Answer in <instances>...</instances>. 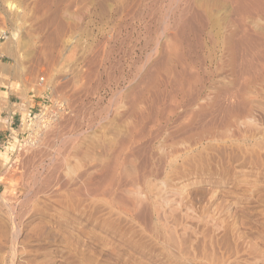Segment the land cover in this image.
Segmentation results:
<instances>
[{
	"label": "rangeland",
	"instance_id": "374dc122",
	"mask_svg": "<svg viewBox=\"0 0 264 264\" xmlns=\"http://www.w3.org/2000/svg\"><path fill=\"white\" fill-rule=\"evenodd\" d=\"M203 1L0 0V36L3 32L7 38L0 40V93L15 94L18 103L31 101L34 106L30 117H26L28 110L24 108L21 126L0 149V264H264V38L258 29L264 30V2H259V17L237 15L235 0H225L219 5L216 0ZM247 1H241L245 8L254 5ZM203 4H208L213 15L217 14L209 25L198 19ZM241 19L255 25L246 24L252 40H244L245 45L241 41L238 52L232 55L223 42L234 30L238 34L235 41L243 38L234 25ZM176 25L178 29L185 28V38L191 37L188 41L195 48L190 53L185 50L187 58H192L184 62L190 67L185 74L180 67H176V73L173 71L176 75L165 74V70L176 65L167 61V52L174 44L170 36ZM202 30H212L213 45L199 48L196 38L199 39ZM173 74L177 78H172ZM188 74L192 75L189 79ZM243 99L248 103H243ZM7 102L2 101V109H6ZM134 104L140 110L138 114L143 111L141 108L148 110L142 112L144 120L153 118L145 126L151 132L143 147L145 144L144 148L148 147L145 159L149 165H157L147 167L155 168L149 181L157 180L154 183L157 187L149 198L151 210L140 221L124 215L118 205L104 201L99 192L92 193L94 198L83 192L87 200L82 195L76 196L74 187H70L74 181L76 131H82L85 145L97 143L99 138L109 137L118 123L127 126L134 118L138 120L130 114ZM90 119L96 123L95 127L86 124ZM159 150L165 152L166 159H162L164 152L160 155ZM158 191L162 192L160 196ZM166 198L168 207L163 201ZM171 216L176 217L172 220ZM178 218L180 223L190 224L188 232L179 228L176 245L165 246L171 233L169 229L161 233V227L156 232L155 223L167 221L170 225ZM171 247H180L175 249L179 254ZM184 247L190 249L184 253ZM169 249L177 256L172 251L168 253Z\"/></svg>",
	"mask_w": 264,
	"mask_h": 264
},
{
	"label": "bare ground",
	"instance_id": "6f19581e",
	"mask_svg": "<svg viewBox=\"0 0 264 264\" xmlns=\"http://www.w3.org/2000/svg\"><path fill=\"white\" fill-rule=\"evenodd\" d=\"M205 1V0H204ZM204 1H203V3H204ZM210 1H212V0H210ZM217 1V4L219 5V4H221V3H223V1H225V0H216ZM242 1V0H241ZM241 1H239V0H235L234 1V3L237 5L236 7H237V10H236V12H237V15L238 14H242V13H244V14H246V15H253V14H258V12L260 11V9L258 8L259 6V2H264V0H250V1H252L253 2V6H250V7H247V8H245L246 6H244L243 4L244 3H242L241 4ZM247 1V0H246ZM206 2V1H205ZM248 2V1H247ZM197 3V2H196ZM208 3V2H207ZM247 4V3H246ZM12 7V6H11ZM203 8H202V12L203 13H199V16H198V19L199 18H201L204 22H206L207 23V25H209L210 23H213V16L216 14H212V10H210L211 8H209V6H208V4H203V6H202ZM233 7V6H232ZM262 7L263 6H261L260 8L262 9ZM12 9V8H11ZM261 12H263L262 10H261ZM213 13H214V11H213ZM235 14V13H234ZM261 14V13H260ZM260 14H258V16L260 15ZM262 15H264V14H262ZM257 16V15H256ZM215 17H217V14H216V16ZM238 17V16H237ZM248 17V16H247ZM253 17V16H252ZM252 17H251V19H252ZM260 17V16H259ZM258 17V18H259ZM264 17V16H263ZM246 18V17H245ZM262 18V17H261ZM236 19V18H235ZM239 19V18H238ZM250 19V18H249ZM233 20V19H232ZM254 20V19H253ZM212 21V22H211ZM236 21H239V20H236ZM264 21V20H263ZM231 22H235V21H231ZM252 22H254V21H252ZM248 24H250L249 22H247ZM245 21H244V19L242 20H240L239 22H237V23H234V25H235V28H236V31H239L240 33H241V37H243L242 39L240 38V41H239V39H238V41H235V37L238 35L236 32H235V30H234V32H230L229 34V37H227V38H225V36H224V38L226 39V40H224V42H223V40H222V42H223V46H225L224 48L225 49H228L229 50V52L231 51V53H232V55H234L235 53H236V51L238 52V48H239V44H241L240 42L242 41V44H244L245 45V43H243V41L244 40H248V41H250V40H252V38H249L248 37V34H249V29L250 28H248L247 27V24ZM173 24V23H172ZM183 24V23H182ZM181 24V25H182ZM190 24V23H189ZM202 24V23H201ZM251 24H253V23H251ZM256 24V23H255ZM178 25V24H177ZM176 25V29H175V31L173 32V34H172V38H171V36H170V39H172L173 40V42H174V44L173 45H171V48H170V50H168V52H167V61H169V62H171V61H173V62H175L176 63V65H175V68L174 67H169V69H167L168 68V66H169V62H166L167 64V70H165L166 72H165V74L166 73H169L170 74V72H175L176 73V67L178 68V67H180V70H183L184 72H183V74H185V72H187V69L188 68H190L189 67V63L188 64H185L188 60L187 59H192V58H187V55H186V52H185V50H186V48H187V50H189V52L188 53H190V52H192V50H193V48H195L191 43H190V41H188L190 38H185V31H184V29L185 28H180V29H178L179 28V26H177ZM179 25H180V23H179ZM180 25V26H181ZM184 25V24H183ZM182 25V27H184ZM188 24H186V26H187ZM194 25V24H193ZM205 25V24H204ZM216 25V24H215ZM254 25V24H253ZM189 26H191V25H189ZM203 26V24L201 25V27ZM232 26H233V23H232ZM255 26V25H254ZM209 26H206V28H208ZM189 28V27H188ZM195 28V27H194ZM203 28V27H202ZM201 28V29H202ZM204 28H205V26H204ZM213 28V27H212ZM254 28V27H253ZM253 28L251 27V29L253 30ZM256 28H258V25L256 26ZM255 28V29H256ZM189 29H191L192 30V26L189 28ZM255 29H254V31H255ZM261 32H259V35H263V38H264V30H263V28H262V30L260 29V28H258ZM188 30V29H187ZM188 31H190V30H188ZM187 31V32H188ZM194 33H195V31L194 30H192ZM256 31H258V30H256ZM191 32V31H190ZM189 32V33H190ZM211 32H212V30H211ZM210 31H208V30H202L201 31V35H197L198 37H199V39H197L196 38V40H199L198 42L196 41V43H198V46H199V48H204V47H206V46H208V44H210L211 43V45H213L212 44V42H214L213 41V35H212V33H211ZM192 33V32H191ZM198 32H197V30H196V34H197ZM226 33V32H225ZM228 33V32H227ZM257 33V32H256ZM2 34H3V32H2ZM1 34V35H2ZM199 34V33H198ZM216 34V33H215ZM218 34V33H217ZM216 34V35H217ZM254 34H255V32H254ZM186 35H189V34H187L186 33ZM250 35H252V34H250ZM257 35V34H256ZM16 36V35H15ZM196 36V35H195ZM219 36V35H218ZM217 36V37H218ZM258 36V35H257ZM215 37V36H214ZM253 37H255V36H253ZM257 38V37H256ZM260 37H258V39H259ZM7 39V38H6ZM215 39V38H214ZM222 39V38H221ZM254 40H256L255 38H253ZM172 40H171V42H172ZM191 40V39H190ZM168 41H170V40H168ZM218 41V40H217ZM216 41V42H217ZM172 42V43H173ZM253 42V41H252ZM252 42H250V43H252ZM255 42V41H254ZM257 42H259V41H257ZM262 42H264V40L262 41ZM221 43V42H220ZM250 43H248V44H250ZM219 44V43H218ZM248 44H246V46L245 47H247V45ZM256 44V43H255ZM262 44V43H261ZM214 45H216L215 43H214ZM221 45V44H220ZM252 45V44H251ZM3 46H5L4 44H3ZM197 45H196V47H198ZM217 46V45H216ZM258 46H259V43H258ZM258 46H257V48H258ZM252 47V46H251ZM254 47H255V45L253 46V49H254ZM4 48V47H3ZM189 48V49H188ZM240 48H241V46H240ZM248 48V47H247ZM206 49V48H205ZM220 50V49H219ZM223 50V49H222ZM240 50V49H239ZM247 50V49H246ZM257 50H259V48L257 49ZM264 50V49H263ZM0 51H2V50H0ZM4 52V51H3ZM195 52V51H194ZM228 52V51H227ZM226 52V53H227ZM252 52V51H251ZM261 52H262V50H261ZM211 53V52H210ZM253 53H255V52H253ZM263 53V52H262ZM228 54V53H227ZM238 54V53H237ZM256 54V53H255ZM2 55V54H1ZM196 55H197V53H196ZM230 55V54H229ZM261 55V54H260ZM193 56V55H192ZM231 56V55H230ZM263 56H264V54H263ZM191 57V56H190ZM198 57V56H197ZM210 57V56H209ZM260 57V56H259ZM232 58V57H231ZM246 58V57H245ZM250 58V57H249ZM163 59V58H162ZM199 59H201V58H199ZM244 60V59H243ZM162 61V60H161ZM186 61V62H185ZM190 61H192V60H190ZM199 61V60H198ZM202 61V60H201ZM185 62V63H184ZM194 62V61H193ZM204 62V61H203ZM243 62V61H242ZM162 63H164V62H162ZM212 64V63H211ZM223 64V63H222ZM158 65H160V64H158ZM172 65V64H171ZM173 65V66H174ZM184 65H187V66H184ZM238 65V64H237ZM243 65V64H242ZM157 66V65H156ZM198 66V65H197ZM239 66V65H238ZM160 67V66H159ZM159 67H157V68H159ZM163 67V66H162ZM161 67V68H162ZM219 67V66H218ZM182 68V69H181ZM196 69V68H195ZM219 69V68H218ZM249 69V68H248ZM251 69H253V67L251 68ZM250 69V70H251ZM156 70V69H155ZM158 70V69H157ZM158 71H162L161 69H159ZM241 71V70H240ZM254 71V70H253ZM163 73H164V71H162ZM173 72V73H174ZM180 72V71H179ZM190 72V71H189ZM195 72V71H194ZM159 73V72H158ZM157 73V74H158ZM161 73V72H160ZM160 73L158 74V75H160ZM174 73V74H175ZM204 73V72H203ZM207 73V72H206ZM243 73V72H242ZM248 73V72H247ZM164 74V75H165ZM171 75L172 76V78L176 75ZM181 74H182V71H181ZM239 74V73H238ZM249 74V73H248ZM186 75H187V73H186ZM190 74H188V76H189ZM260 75V74H259ZM161 77H163L162 75H160ZM166 76V75H165ZM170 76V75H169ZM177 76H178V74H177ZM179 76H180V74H179ZM183 76V75H182ZM187 76V77H188ZM192 75H190L189 77H188V79L191 77ZM238 76V75H237ZM240 76V75H239ZM258 76V75H257ZM160 77V78H161ZM166 77H168V76H166ZM185 78H186V76H184ZM183 77V78H184ZM171 78V79H172ZM175 78H177L176 76H175ZM178 78H180V77H178ZM165 78H163V80H164ZM167 79V78H166ZM192 79V78H191ZM190 79V80H191ZM151 80H152V78H151ZM187 80V79H186ZM264 80V79H263ZM153 81V80H152ZM165 81V80H164ZM168 81V80H167ZM197 81H198V79H197ZM162 82V81H161ZM166 82V81H165ZM164 82V83H165ZM173 82H174V80H173ZM173 82H171L170 81V84H172ZM175 82H177V81H175ZM178 82H180V81H178ZM183 82V81H182ZM186 82V81H185ZM222 82V81H221ZM250 82V81H249ZM160 83V82H159ZM190 83V82H189ZM195 83V82H194ZM259 83V82H258ZM158 84V83H157ZM181 84V83H180ZM222 84V83H221ZM165 85H166V83H165ZM175 85H177V84H175ZM186 85V84H185ZM167 86V85H166ZM170 86V85H169ZM174 86V85H173ZM183 86V85H182ZM182 86L180 87L179 86V88L181 89L182 88ZM238 86V85H237ZM241 86V85H240ZM171 87V86H170ZM185 87V86H184ZM211 87V86H210ZM143 88V87H142ZM175 88L176 89H178V87L177 86H175ZM174 88V89H175ZM171 89V91H172V88H170ZM175 89V90H176ZM188 89H189V87H188ZM202 89H203V87H202ZM233 89V88H232ZM259 89V88H258ZM139 90V89H138ZM159 90V89H158ZM157 90V91H158ZM179 90V89H178ZM177 90V91H178ZM187 90V89H186ZM193 90V89H192ZM191 90V91H192ZM241 90V89H240ZM240 90H237V91H239V93H240ZM257 90V89H256ZM255 90V91H256ZM164 91V90H163ZM177 91H176V93H177ZM188 91V90H187ZM191 91H190V94L192 95V93H191ZM195 91V90H194ZM210 91V90H209ZM236 91V92H237ZM137 92V91H136ZM152 92V91H151ZM172 92H174V91H172ZM171 92V93H172ZM181 92H184L183 94L185 95V91H181ZM221 91H219V93H220ZM153 93V92H152ZM151 93V94H152ZM161 92H159L158 93V95L160 94ZM170 93V94H171ZM179 93V92H178ZM235 93V92H234ZM238 93V92H237ZM239 93L237 94L238 96H239ZM253 93V92H252ZM259 93H260V91H259ZM134 94V93H133ZM155 94H157V93H155ZM164 94V93H163ZM189 94V95H190ZM195 94V93H194ZM198 94H199V92H198ZM222 94V93H221ZM236 94V93H235ZM246 94V93H245ZM261 94V93H260ZM136 95V94H135ZM161 95V94H160ZM159 95V96H160ZM225 95V94H224ZM228 95H229V92H228ZM249 95V94H248ZM156 96V95H155ZM154 96V97H155ZM159 96H157V97H159ZM175 96H176V94H175ZM179 96H181V95H179ZM226 96V95H225ZM237 96V97H238ZM134 97V96H133ZM137 97V96H136ZM139 97V96H138ZM137 97V98H138ZM171 97V96H170ZM182 97H183V95H182ZM191 97V96H190ZM229 97H230V95H229ZM234 97H236L235 95H234ZM241 97H242V95H241ZM149 98V97H148ZM172 98H173V95H172ZM177 98V97H176ZM175 98V99H176ZM184 98V97H183ZM220 98V97H219ZM231 98V97H230ZM240 98V97H239ZM262 98V97H261ZM155 99V98H154ZM178 99V98H177ZM194 99V98H193ZM238 99V98H237ZM248 99V98H247ZM135 100V99H134ZM169 100V99H168ZM184 100V99H183ZM186 100V99H185ZM256 100V99H255ZM132 101V100H131ZM152 101V100H151ZM162 101H164L163 99H162ZM176 101V100H175ZM179 101V100H178ZM220 101H222V100H220ZM235 101H236V99H235ZM243 101H244V99H243ZM173 103V105H174V101H172ZM177 102V101H176ZM192 102V101H191ZM208 102V101H207ZM148 103V102H147ZM154 103H156V100H155V102ZM158 103V102H157ZM181 103V102H180ZM184 103V102H183ZM209 103V102H208ZM243 103H245V104H247L248 103V101L246 102V101H244ZM137 104V103H136ZM138 104H140V103H138ZM146 104V103H145ZM166 104H167V102H166ZM182 104V103H181ZM232 104V103H231ZM235 104V103H234ZM245 104H244V106H245ZM259 104V103H258ZM114 105V104H113ZM131 105V104H130ZM135 105V104H134ZM152 105H154V104H151V106ZM159 105V104H158ZM165 105V104H164ZM163 105V106H164ZM221 105V104H220ZM237 105V104H236ZM240 105V104H239ZM112 106V105H111ZM149 106V105H148ZM194 106H196V105H194ZM199 106H201V105H199ZM198 106V107H199ZM216 106V105H215ZM218 106V105H217ZM216 106V107H217ZM247 106V105H246ZM131 107H132V105H131ZM130 107V108H131ZM136 107H137V105H135V106H133V109L130 111L131 113L130 114H134V115H136L137 116V119L138 120H135V118H134V122L132 121L131 122V124L129 123L127 126H124L123 124H124V122H122V124L121 125H119V123H118V126H116V129H115V131L113 132V133H111V134H109L110 136L109 137H106L105 139H102L101 138V140H100V138H99V141L97 142V143H92V144H90L89 143V141H88V143L90 144V145H85V142L81 139V137H82V135H83V133H82V131L80 130V129H78V127H76L78 130L76 131V135L73 137L74 138V160H75V165H74V167H73V169H74V181H73V183L72 184H70V187H71V185L74 187V192H75V195L76 196H79V195H82V196H84V194L85 193H91L89 196H87V197H91V196H93L92 195V193L95 195V193L96 192H99V193H97V194H99V196H101V198H103V200L104 201H107V202H109V204L112 202V204L113 205H118L117 207H119L118 209H120V211H122L123 213H124V215H127V216H129V218L130 217H132V218H136L135 220H142L141 218L142 217H144V216H147L146 215V213L147 212H150V211H148V210H151V209H149L150 208V206H151V202L149 201V198H150V196L153 194V192H154V189L157 187L156 185H154V183L155 182H157V180L154 182V183H152L151 182V180L149 181V178H151V176H153L154 175V167L155 166H157L156 164H152L151 166H154L153 167V169L151 168V170L149 169H147V167H149L150 165H149V162L146 160L148 157L145 155L146 153L148 154V152H147V150H146V153H145V149H147L148 147H146V148H144L145 146H146V144H145V146L143 147V142H145V139L146 138H148L149 136H148V134H150V132H151V130H150V132L148 133L147 132V130H146V128H145V126H146V124L147 123H150V118H149V120H148V122H147V120H144L145 118H144V114L142 113L143 111H145L144 110V108L142 109L141 108V113L140 114H138V112L137 111H140V110H137L136 109ZM146 107V106H145ZM171 107V106H170ZM183 107V106H182ZM186 107H188V105L186 106ZM186 107H184V108H186ZM205 107V106H204ZM239 107V106H238ZM241 108H242V106H240ZM129 108V107H128ZM129 108V109H130ZM151 108V107H150ZM152 108H153V106H152ZM152 108H151V110H152ZM161 108V107H160ZM159 108V109H160ZM172 108V107H171ZM170 108V109H171ZM175 108H177L176 106H175ZM175 108H174V110H175ZM178 108H179V106H178ZM202 108H203V106H202ZM241 108H240V110H241ZM244 108H246V107H244ZM252 108V107H251ZM264 108V107H263ZM148 109V108H147ZM155 109V108H154ZM153 109V110H154ZM166 109V108H165ZM181 109V108H180ZM189 109V108H188ZM192 109H193V107H192ZM194 109H196V107L194 108ZM197 109H199V108H197ZM224 109V108H223ZM235 109H236V106H235ZM238 109V108H237ZM161 110H163L164 111V109H161ZM206 110V109H205ZM86 111H87V109H86ZM133 111V112H132ZM146 111H148V110H146ZM146 111H145V113H146ZM159 111V110H158ZM176 111V110H175ZM196 111V110H195ZM199 111V110H198ZM204 111V110H203ZM207 111V110H206ZM214 111V110H213ZM236 111H238V110H236ZM242 111V110H241ZM255 110H253V112H254ZM257 111V110H256ZM77 112V111H76ZM162 112V111H161ZM165 112V111H164ZM164 112H162L163 114H164ZM172 112H173V114H174V111L172 110ZM172 112H170V113H172ZM177 112V111H176ZM183 112V111H182ZM188 112V111H187ZM187 112H185V113H187ZM193 112V111H192ZM221 112V111H220ZM252 112V111H251ZM252 112V113H253ZM260 112V111H259ZM258 112V113H259ZM264 112V111H263ZM153 113V112H152ZM170 113H169V115H170ZM178 113H179V111H178ZM194 113V112H193ZM201 113H203V112H201ZM241 113V112H240ZM55 114V113H54ZM63 114V113H62ZM129 114V115H130ZM132 114V115H133ZM151 114V113H150ZM195 114V113H194ZM198 114V113H197ZM254 114H256V113H254ZM157 115V114H156ZM193 114H191V116H192ZM214 115V114H213ZM227 115V114H226ZM131 116V115H130ZM146 116H148V115H146ZM151 116V115H150ZM178 116V115H177ZM180 116H182L181 114H180ZM188 116V115H187ZM190 116V115H189ZM199 116V115H198ZM135 117V116H134ZM149 117V116H148ZM152 117H153V115H152ZM207 117V116H206ZM226 117V116H225ZM248 117H251V116H248ZM259 117V116H258ZM133 118V116L131 117V119ZM155 118H157V117H155ZM154 118V119H155ZM184 118H185V116L183 117V120H182V124L184 123ZM194 118V117H193ZM196 118V117H195ZM223 118V117H222ZM49 119V118H48ZM64 119V118H63ZM83 119V118H82ZM81 119V120H82ZM103 119V118H102ZM129 119H130V117H129ZM167 119H168V117H167ZM250 119V118H249ZM77 120V119H76ZM84 120V119H83ZM91 120V119H90ZM89 120V122L88 123H86L88 126H90V127H95L96 126V123L94 122V121H90ZM133 120V119H132ZM151 120H153V118H151ZM158 119H156V121H157ZM164 120V119H163ZM162 120V121H163ZM177 120H178V118H177ZM205 120V119H204ZM225 120V119H224ZM86 121H88V120H86ZM155 121V122H156ZM168 121H170V120H168ZM180 121V120H179ZM186 121V120H185ZM190 121V120H189ZM193 121V120H192ZM202 121V120H201ZM212 121V120H211ZM216 121V120H215ZM254 121V120H253ZM39 122V121H38ZM127 123H128V121H126ZM175 122V121H174ZM199 122V121H198ZM204 122V121H203ZM217 122V121H216ZM99 123V122H98ZM97 123V124H98ZM117 123V122H116ZM157 123V122H156ZM170 123V122H169ZM177 123H179V122H177ZM79 124V123H78ZM114 124V123H113ZM161 124V123H160ZM192 124V123H191ZM205 124V123H204ZM153 125V124H152ZM151 125V126H152ZM159 125V124H158ZM157 125V126H158ZM180 125V124H179ZM241 125V124H240ZM257 125V124H256ZM75 126V125H74ZM77 126H79V125H77ZM109 126V125H108ZM111 126V125H110ZM115 126V125H114ZM160 126V125H159ZM202 126V125H201ZM206 126V125H205ZM81 127V126H80ZM106 127V126H105ZM178 127V126H177ZM185 127H187V126H185ZM47 128V127H46ZM64 128V127H63ZM158 129L160 128V127H157ZM156 128V129H157ZM168 128V127H167ZM178 128H180V127H178ZM204 128V127H203ZM211 128V127H210ZM75 129V128H74ZM103 129V128H102ZM125 129V130H124ZM150 129V128H149ZM151 129H153L152 127H151ZM184 129V128H183ZM253 129H255V127L253 128ZM55 130V129H54ZM123 130L125 131V132H123ZM181 130V129H180ZM256 130H258V129H256ZM160 131V130H159ZM98 132V131H97ZM182 132V131H181ZM205 132V131H204ZM247 132V131H246ZM177 133H180V132H177ZM235 133H237V132H235ZM75 134V133H74ZM154 134H155V132H154ZM157 134V133H156ZM169 134V133H168ZM240 134V133H239ZM159 135V134H158ZM170 135H172V134H170ZM169 135V136H170ZM177 135V134H176ZM182 135V134H181ZM205 135V134H204ZM66 136V135H65ZM89 136V135H88ZM94 136H96V135H94ZM108 136V135H107ZM151 136V135H150ZM173 136H174V134H173ZM199 136H201V134H199ZM199 136H197L198 138H199ZM97 137V136H96ZM111 137V138H110ZM153 137V136H152ZM195 137L196 136H194V139H195ZM203 137V136H202ZM201 137V138H202ZM83 138V137H82ZM157 138V135L155 136V139ZM171 138V137H170ZM97 139V138H96ZM180 139V138H179ZM183 139V138H182ZM86 140V139H85ZM107 140V141H106ZM185 140V139H184ZM198 140V139H197ZM60 141V140H59ZM83 141V142H82ZM151 141H152V139H151ZM177 141V140H176ZM180 141H182L183 142V140H179L178 142H180ZM186 141V140H185ZM196 141V140H195ZM147 142V141H146ZM174 144H175V142L174 141H172ZM198 142V141H197ZM196 142V143H197ZM154 143V142H153ZM171 143V142H170ZM199 143V142H198ZM261 143V142H260ZM150 144V143H149ZM148 144V145H149ZM177 144V143H176ZM192 144V143H191ZM86 147H85V146ZM171 145V144H170ZM173 145V144H172ZM185 145V144H184ZM155 146V145H154ZM151 147V146H150ZM169 147V146H168ZM261 147V146H260ZM152 148H153V145H152ZM159 148H161V147H159ZM186 148V147H185ZM157 149H158V147H157ZM173 149H175V148H173ZM161 150H162V148H161ZM161 150H159V153H160V155H161V153L163 154V152L161 151ZM166 150V149H165ZM183 151V150H182ZM154 152H155V150H154ZM169 152V151H168ZM167 151H166V153H168ZM150 153H152L151 151H150ZM156 153V152H155ZM154 153V154H155ZM182 153V152H181ZM157 154V153H156ZM168 155H170V154H168ZM173 154H171L170 155V157L172 156ZM154 156V155H153ZM153 156H151V158L153 157ZM156 156V155H155ZM178 156H180V155H178ZM161 157H163L162 159H166L167 158V155L165 154V152H164V154L163 155H161ZM175 157V156H174ZM146 158V159H145ZM70 159V158H69ZM150 159V158H149ZM158 159V158H157ZM159 159H161L160 157H159ZM172 159H173V157H172ZM170 160V161H172V163H173V160ZM72 160V159H71ZM152 160H156V159H154V157H153V159ZM158 161V160H157ZM160 161V160H159ZM195 161V160H194ZM166 162V161H165ZM168 162V161H167ZM188 162V161H187ZM198 163H199V160L197 161ZM59 163V162H58ZM150 163H151V161H150ZM155 163H157V162H155ZM161 163V162H160ZM162 163H163V161H162ZM161 163V164H162ZM170 163V162H169ZM168 163V164H169ZM182 163V162H181ZM64 164V163H63ZM161 164H160V166H161ZM167 164V163H166ZM171 164V163H170ZM174 164V163H173ZM159 165V164H158ZM67 166V165H66ZM150 166V167H151ZM159 166V167H160ZM170 167V166H169ZM171 168V167H170ZM156 169H158V167H156ZM161 169H162V166H161ZM70 170V169H69ZM68 170V171H69ZM160 170V169H159ZM72 171V170H71ZM158 172V171H157ZM161 172V171H160ZM164 172H165V169H164ZM56 173V172H55ZM71 173V172H70ZM162 173V172H161ZM53 174V173H52ZM156 174V173H155ZM159 173H157V175H158ZM67 175V174H66ZM158 176H160V175H158ZM61 177V176H60ZM68 177V176H67ZM66 177V178H67ZM72 177V176H71ZM65 178V179H66ZM153 178V177H152ZM151 178V179H152ZM155 178H158V177H155ZM162 178V177H161ZM169 178V177H168ZM68 179V178H67ZM70 179V178H69ZM72 179V178H71ZM97 180V181H96ZM164 180V179H163ZM64 181V183H65V180H63ZM72 181V180H71ZM109 182V183H108ZM159 182H161V180L160 181H158V184H160ZM68 183V182H67ZM51 184H52V182H51ZM66 184V183H65ZM65 184H63V185H65ZM74 184V185H73ZM157 184V183H156ZM164 184V183H163ZM163 184H162V186H163ZM47 185V184H46ZM60 186V185H59ZM154 186V187H153ZM156 186V187H155ZM167 186V185H166ZM166 186H164L165 187V189L166 188H168V187H166ZM62 187V186H61ZM65 187V186H64ZM73 187H71V188H73ZM56 188V187H55ZM63 188V187H62ZM159 188V187H158ZM158 188H157V190H158ZM163 187H160V189H162ZM159 189V190H160ZM57 190V189H56ZM59 190V189H58ZM164 190V189H163ZM72 191H73V189H72ZM161 191V190H160ZM167 191V190H166ZM173 191V190H172ZM83 192H85L84 194H82ZM164 192H165V190H164ZM68 193V192H67ZM154 193H156V192H154ZM158 193H160L159 191H158ZM170 192L168 191V194H169ZM52 194V193H51ZM96 194V195H97ZM162 194V192L159 194V196ZM74 195V194H73ZM88 195V194H87ZM165 195H166V193H165ZM171 195V194H170ZM98 196V195H97ZM98 196V197H99ZM85 197V196H84ZM87 197H85V199H87ZM97 197V198H98ZM155 197H157V196H155ZM162 197V196H161ZM168 197H169V195H168ZM78 198V197H77ZM76 198V199H77ZM80 198V197H79ZM78 198V199H79ZM93 198H94V196H93ZM92 198V199H93ZM152 198V197H151ZM164 198V197H163ZM170 198V197H169ZM73 199H75V197L73 198ZM75 199V200H76ZM81 199H83V200H85L83 197L81 198ZM90 199V198H89ZM156 199V198H155ZM88 200V199H87ZM151 200V199H150ZM158 200H159V197H158ZM90 201V200H89ZM101 202L102 203V200H98V202ZM155 201V200H154ZM163 201H164V204L168 207V203H169V199H163ZM172 201V200H171ZM84 202V201H83ZM85 202H86V200H85ZM99 202V203H100ZM156 202V201H155ZM161 203H162V201H160ZM74 203H75V201H74ZM79 203V202H78ZM81 204H82V201L80 202ZM87 203H89V202H87ZM103 203H106V202H103ZM154 203V202H153ZM157 203V202H156ZM160 203V204H161ZM80 204V205H81ZM85 204V203H84ZM158 204V203H157ZM159 204V205H160ZM78 205V204H77ZM77 205H74V207L75 206H77ZM83 205V204H82ZM86 205V204H85ZM89 205V204H88ZM101 205H103V204H101ZM108 205V204H107ZM107 205H106V207H107ZM152 205H154V204H152ZM158 205V206H159ZM163 205V204H162ZM162 205H160V206H162ZM87 206V205H86ZM85 206V208L87 209V207ZM98 206V205H97ZM109 206V205H108ZM157 206V209L159 208ZM170 206V205H169ZM74 207H73V209H74ZM89 207V206H88ZM103 207H105V206H103ZM105 207V208H106ZM116 207V206H115ZM154 207V206H153ZM190 207H192V206H190ZM195 207V206H194ZM208 207V206H207ZM76 208V207H75ZM84 208V207H83ZM91 208V207H90ZM89 208V209H90ZM112 208V207H111ZM161 208V207H160ZM162 208H163V206H162ZM170 208V207H169ZM77 209V208H76ZM155 209V208H154ZM153 209V210H154ZM156 209V210H157ZM166 209V208H165ZM168 209V208H167ZM166 209V210H167ZM171 209V208H170ZM192 209V208H191ZM81 210V209H80ZM83 210V209H82ZM81 210V211H82ZM103 210H105V209H103ZM159 210V209H158ZM196 210V209H195ZM160 211L162 212V211H164L163 209L161 210L160 209ZM172 211V210H171ZM85 212V211H84ZM83 212V213H84ZM87 212H90L89 210L87 211ZM106 212V211H105ZM114 212H116V209L114 210ZM157 212V211H156ZM159 212V211H158ZM165 212H167V211H165ZM80 213V212H79ZM86 213V212H85ZM121 213V212H120ZM155 213V212H154ZM174 214V212H171V214ZM89 214V213H88ZM87 214V215H88ZM96 214V213H95ZM157 214H159V213H157ZM156 214V215H157ZM172 214V215H173ZM84 215V214H83ZM194 215V214H193ZM116 216V215H115ZM117 216H120V214H117ZM126 216V217H127ZM150 216V215H149ZM151 216H152V214H151ZM163 216H165V215H163ZM167 216H169V215H167ZM167 216H165V217H167ZM185 216V215H184ZM190 216V215H189ZM86 216H84V218H85ZM89 217V216H88ZM100 217V216H99ZM125 217V216H124ZM160 217H162V216H160ZM164 217V218H165ZM172 217V216H171ZM173 217H176V216H173ZM172 217V218H173ZM179 217V216H178ZM193 217V216H192ZM191 217V218H192ZM81 217H79V219H80ZM128 218V219H129ZM147 218V217H146ZM171 218V219H172ZM180 218V217H179ZM179 218L178 219H176L175 221H177V220H179ZM185 218H187V216L185 217ZM196 218V217H195ZM198 218V217H197ZM214 218V217H213ZM212 218V219H213ZM217 218V217H216ZM89 219V218H88ZM118 219V218H117ZM120 219H121V217H120ZM122 219H124V218H122ZM127 219V218H126ZM127 219V220H128ZM148 219V218H147ZM150 219H151V217H150ZM169 219V218H168ZM168 219H166V220H168ZM82 220V219H81ZM104 220V219H103ZM131 220V219H130ZM139 220V221H140ZM155 220V219H154ZM161 219H159V221H160ZM163 220V219H162ZM170 220V219H169ZM172 220H174V218L172 219ZM181 220H183V219H181ZM187 220H190V219H188L187 218ZM192 220V219H191ZM198 220V219H197ZM201 220H203V219H201ZM201 220H199V221H201ZM77 221V220H76ZM104 221H106V220H104ZM103 221V222H104ZM107 221H108V219H107ZM106 221V222H107ZM120 221H123V220H120ZM134 221V220H133ZM132 221V222H133ZM144 221V220H143ZM147 221V220H146ZM164 221V220H163ZM106 222L104 223L105 225H106ZM129 222V221H128ZM127 222V223H128ZM142 222V221H141ZM149 222V221H148ZM157 222H158V220H157ZM170 222H172V221H170ZM169 222V223H170ZM182 223H183V221H181ZM202 222H204V221H202ZM201 222V223H202ZM207 222V221H206ZM121 223V222H120ZM131 223V222H130ZM135 223V222H134ZM144 223V222H143ZM155 223V222H154ZM159 223V222H158ZM156 224L155 223V229H156V232H160V227L161 228H163L162 230H161V233H162V231L164 230V232H165V229H169V231H166L167 232V234H169V233H171L168 237L167 236H165V237H167L168 239H166V242L165 243H167L165 246H167L168 245V247H170V246H175L176 244L175 243H177L176 242V234H177V231H178V229L180 228H183V231H186L187 230V232H188V229H186L187 227H190L189 225L187 226V223H185V224H182V223H180V221H177V222H173L172 224H170V225H168V222L167 221H165V223L164 222H162L163 224ZM108 224V223H107ZM122 224V223H121ZM136 224H137V222H136ZM214 224V223H213ZM108 225H110V224H108ZM143 225V224H142ZM146 225V224H145ZM144 225V226H145ZM211 225V224H210ZM111 226H112V224H111ZM110 226V227H111ZM125 226V225H124ZM133 226V225H132ZM151 226V225H150ZM154 226V225H153ZM194 226V225H193ZM145 227H147V229L149 228L147 225L145 226ZM202 227V226H201ZM102 228H104V227H102ZM106 228V227H105ZM107 228H109V227H107ZM125 228V227H124ZM111 229V228H110ZM123 229V228H122ZM147 229H146V231H147ZM154 229V230H155ZM172 229V230H171ZM191 229H193V228H191ZM195 229V228H194ZM108 230V229H107ZM128 230V229H127ZM145 230V229H144ZM149 230V229H148ZM151 230V232H152V229H150ZM154 230H153V232H154ZM190 230V229H189ZM199 230V229H198ZM139 231V230H138ZM172 231V232H171ZM207 231H209V230H207ZM169 232V233H168ZM155 233V232H154ZM161 233H158V236H159V234H161ZM179 233V232H178ZM205 233V232H204ZM212 233V232H211ZM153 234V233H152ZM183 234V233H182ZM185 234H187V233H185ZM190 233H188V235H189ZM164 235V234H163ZM166 235V234H165ZM191 235V234H190ZM196 235H198V234H196ZM209 235V234H208ZM207 235V237H209ZM152 236V235H151ZM162 235H160V237H161ZM179 236V235H178ZM178 236H177V238H178ZM185 236V235H184ZM199 236H201V235H199ZM215 236V235H214ZM145 237V236H144ZM164 237V236H163ZM162 237V238H163ZM164 237V238H165ZM180 237V236H179ZM188 237V236H187ZM155 239H156V237H154ZM186 238V237H185ZM184 238V239H185ZM191 238V237H190ZM147 239V238H146ZM152 239V238H151ZM159 239V238H158ZM161 239V238H160ZM183 239V240H184ZM189 239V238H188ZM199 239H201V238H199ZM150 240V239H149ZM157 240V239H156ZM216 240V239H215ZM160 241H162V240H160ZM178 241V240H177ZM182 241V240H181ZM190 241V240H189ZM188 241V243H190ZM153 242V241H152ZM183 242V241H182ZM186 242V241H185ZM203 242V241H202ZM208 242V241H207ZM164 243V244H165ZM179 243H180V241H179ZM215 243V242H214ZM161 244V243H160ZM181 244V243H180ZM209 244L210 243H208L206 246H209ZM178 245L179 244H177V247H178ZM184 245V244H183ZM189 245V244H188ZM215 245V244H214ZM91 246V245H90ZM155 246V245H154ZM173 246V247H174ZM184 246H186V244L184 245ZM197 246H198V244H197ZM167 247V248H168ZM173 247H171V248H173ZM182 247V246H181ZM189 247V246H188ZM167 248H166V251H167ZM180 248V247H179ZM178 248V249H179ZM185 248V251H183L184 253H186V250L187 249H190V248H187L186 249V247H184ZM184 248H182V249H184ZM198 248H201V247H198ZM208 248V247H207ZM163 249H165V248H163ZM174 250L175 249H177V248H173ZM177 249V250H178ZM210 249V248H209ZM170 251L168 252V253H170L172 250L171 249H169ZM198 250H201V249H198ZM165 251V252H166ZM188 251V250H187ZM190 252H191V250H189ZM164 252V253H165ZM173 252V251H172ZM179 252V251H178ZM182 252V254H184ZM175 253L177 254V252H176V250H175ZM174 252H173V254H175ZM180 253H181V249H180ZM188 253V252H187ZM207 253H208V251H207ZM172 254V253H171ZM173 254H172V259H173ZM175 254V255H176ZM179 254V253H178ZM177 254V255H178ZM189 254V253H188ZM187 254V255H188ZM195 254V253H194ZM165 255H166V253H165ZM168 255V257H169V254H167ZM166 255V256H167ZM174 255V256H175ZM176 255V256H177ZM190 255H192V253L190 254ZM189 255V256H190ZM210 255H211V252H210ZM209 255V256H210ZM180 256V255H179ZM178 256V257H179ZM185 255H183V257H184ZM193 256V255H192ZM167 257V258H168ZM182 257V256H181ZM186 257V256H185ZM191 257V256H190ZM195 257V256H194ZM198 257V256H197ZM204 257V256H203ZM170 258V259H171ZM175 258V257H174ZM177 258V257H176ZM189 258V257H188ZM191 258H193V257H191ZM196 258V257H195ZM171 259V260H172ZM190 259V258H189ZM183 260V259H182ZM185 260V259H184ZM190 260H192V259H190ZM190 260L189 261H187V262H190ZM195 261H196V259H194ZM193 260V261H194ZM173 261H176V260H173ZM201 261H203V260H201ZM197 262H199V259H198V261ZM186 263V262H185ZM184 263V264H185ZM196 263V262H195ZM207 263V262H206ZM176 264H178L177 262H176ZM197 264V263H196ZM199 264V263H198ZM203 264V263H202ZM205 264V263H204Z\"/></svg>",
	"mask_w": 264,
	"mask_h": 264
},
{
	"label": "crops",
	"instance_id": "0c3cea01",
	"mask_svg": "<svg viewBox=\"0 0 264 264\" xmlns=\"http://www.w3.org/2000/svg\"><path fill=\"white\" fill-rule=\"evenodd\" d=\"M1 93H3L1 91ZM0 93V149L14 136V131L18 130L24 119V108H27L30 117L33 112L34 106L30 102L18 103L16 95L5 92V95ZM8 100L6 109H2V101Z\"/></svg>",
	"mask_w": 264,
	"mask_h": 264
},
{
	"label": "built area",
	"instance_id": "2783aa9c",
	"mask_svg": "<svg viewBox=\"0 0 264 264\" xmlns=\"http://www.w3.org/2000/svg\"><path fill=\"white\" fill-rule=\"evenodd\" d=\"M4 38H6V34H5V33H4L3 35L0 36V40H1V39H4Z\"/></svg>",
	"mask_w": 264,
	"mask_h": 264
}]
</instances>
